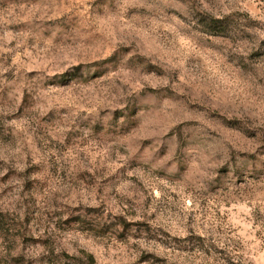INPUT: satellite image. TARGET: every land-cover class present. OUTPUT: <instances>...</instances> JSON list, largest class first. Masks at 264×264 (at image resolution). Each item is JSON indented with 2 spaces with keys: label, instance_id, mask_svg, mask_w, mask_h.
I'll return each instance as SVG.
<instances>
[{
  "label": "rangeland",
  "instance_id": "1",
  "mask_svg": "<svg viewBox=\"0 0 264 264\" xmlns=\"http://www.w3.org/2000/svg\"><path fill=\"white\" fill-rule=\"evenodd\" d=\"M0 264H264V0H0Z\"/></svg>",
  "mask_w": 264,
  "mask_h": 264
}]
</instances>
